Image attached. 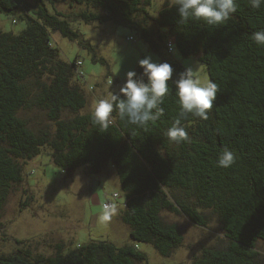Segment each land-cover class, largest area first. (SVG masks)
Returning <instances> with one entry per match:
<instances>
[{
  "label": "trees",
  "instance_id": "16d2710c",
  "mask_svg": "<svg viewBox=\"0 0 264 264\" xmlns=\"http://www.w3.org/2000/svg\"><path fill=\"white\" fill-rule=\"evenodd\" d=\"M69 1L84 8L65 14L54 0H0V13L26 24L17 34L0 29V211L13 185L23 181L21 160L50 146L53 162L66 172L85 165L94 173L111 162L127 198L122 219L131 225V237L153 244L162 255H171L184 241L180 226L165 222V210L202 226L207 225L205 210H212L229 245L206 248L192 264H264L257 248L264 241V45L252 39L264 29V4L256 9L249 0H238L237 12L224 25L201 20L183 26L169 0L157 16L148 10L151 0ZM71 21H113L136 29L161 62L172 64L174 79L186 69L171 55L175 47L184 56L201 54L210 80L218 85L208 119L190 114L181 121L188 140H169L166 132L180 113L175 86L169 82L164 114L155 122L146 127L130 124L114 106L111 124L100 129L93 112L81 113L87 105L83 62L67 61L51 41V31H58L92 50L94 61L106 62ZM116 91L107 88L103 98ZM33 108L46 112L54 130L37 132L19 116ZM225 148L236 154L227 168L216 163ZM2 229L0 223V234ZM63 246L36 258L30 249L9 254L0 250V264H137L147 259L135 246L110 241H91L69 253Z\"/></svg>",
  "mask_w": 264,
  "mask_h": 264
},
{
  "label": "rangeland",
  "instance_id": "374dc122",
  "mask_svg": "<svg viewBox=\"0 0 264 264\" xmlns=\"http://www.w3.org/2000/svg\"><path fill=\"white\" fill-rule=\"evenodd\" d=\"M166 1L151 0L150 14L157 16ZM54 2L55 8L65 14L84 8L69 0ZM50 10L53 11L51 7ZM25 26L23 21L14 22L11 14L0 13V29L17 34ZM71 26L92 44L97 57L106 61H94L92 50L58 31H51V41L64 59L83 62L81 69L85 79L82 87L87 105L81 113H92L107 88L119 90L127 71L136 70L140 59L151 55L153 60L161 62L160 54L151 48L150 42L129 26L113 21H71ZM171 55L185 68L191 66L200 79H210L206 64L200 60L201 54L184 56L175 47ZM108 80H112L109 86ZM19 116L37 132L43 128L54 130V124L43 110H21ZM21 163L23 181L13 185L0 211V223L3 225L1 252L9 254L30 249L36 258L55 254L58 244L64 245V253H69L91 241H110L117 246L132 245L144 252L147 259L137 264H192L206 248L225 249L229 245L222 222L212 210H205L206 226L192 222L184 214L168 210L162 213L165 222L177 223L184 234L183 243L171 255H162L153 244L132 238L131 225L122 219L127 198L111 162L94 173L89 172L85 165L66 172L53 162L52 148L45 146L41 153L30 160H21ZM115 192L119 193V198L112 208L105 209L104 202L113 199ZM17 240H23V243ZM257 248L264 256L263 240L258 241Z\"/></svg>",
  "mask_w": 264,
  "mask_h": 264
},
{
  "label": "clouds",
  "instance_id": "9594fccd",
  "mask_svg": "<svg viewBox=\"0 0 264 264\" xmlns=\"http://www.w3.org/2000/svg\"><path fill=\"white\" fill-rule=\"evenodd\" d=\"M170 7H176L179 24L185 26L190 21H203L207 25L226 24L238 10V0H169ZM253 8L259 9L264 0H249ZM257 45H264V29L252 34ZM141 73L135 69L127 71L119 90L110 92L100 99L93 109V123L106 130L111 124L110 114L113 108L128 123L146 127L164 114V98L169 94V82L175 86L180 105L179 117L168 128L166 136L174 142L188 140V133L182 119L190 114L201 119H208L209 111L217 100L218 85L210 79H200L191 66L174 79V68L167 61L158 62L147 55L139 60ZM236 154L223 149L217 165L230 167L235 163Z\"/></svg>",
  "mask_w": 264,
  "mask_h": 264
},
{
  "label": "built area",
  "instance_id": "2783aa9c",
  "mask_svg": "<svg viewBox=\"0 0 264 264\" xmlns=\"http://www.w3.org/2000/svg\"><path fill=\"white\" fill-rule=\"evenodd\" d=\"M169 46H170V48H171V43H169ZM79 63H81L80 61H79ZM82 75V74H81ZM117 198H119V193H117V192H115L114 193V195H113V199H111V200H107L106 202H104V208L105 209H110V208H112L113 207V205H114V201H117Z\"/></svg>",
  "mask_w": 264,
  "mask_h": 264
}]
</instances>
